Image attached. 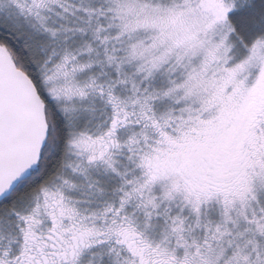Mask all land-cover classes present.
Masks as SVG:
<instances>
[{
  "label": "snow or ice",
  "instance_id": "6c2138e0",
  "mask_svg": "<svg viewBox=\"0 0 264 264\" xmlns=\"http://www.w3.org/2000/svg\"><path fill=\"white\" fill-rule=\"evenodd\" d=\"M0 264H264V0H0Z\"/></svg>",
  "mask_w": 264,
  "mask_h": 264
}]
</instances>
